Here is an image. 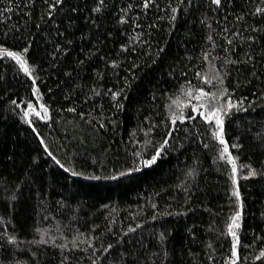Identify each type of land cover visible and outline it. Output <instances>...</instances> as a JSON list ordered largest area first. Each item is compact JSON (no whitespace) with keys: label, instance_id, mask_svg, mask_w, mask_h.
<instances>
[{"label":"trees","instance_id":"1","mask_svg":"<svg viewBox=\"0 0 264 264\" xmlns=\"http://www.w3.org/2000/svg\"><path fill=\"white\" fill-rule=\"evenodd\" d=\"M0 264H264V0H0Z\"/></svg>","mask_w":264,"mask_h":264},{"label":"snow or ice","instance_id":"2","mask_svg":"<svg viewBox=\"0 0 264 264\" xmlns=\"http://www.w3.org/2000/svg\"><path fill=\"white\" fill-rule=\"evenodd\" d=\"M219 2H220V0H216V3H219ZM7 55L13 56L17 60L21 59V57L19 55H17L16 53H7ZM25 71H27V68H25ZM197 98H199V97H197ZM37 115H38V113H37ZM221 143H224V141L221 140ZM224 151L227 152V148H225ZM233 171H235V165H233ZM234 194L237 195V196L239 195L238 192L234 193ZM238 220H239V216H236L235 218H233V220H232V228L239 227V225L237 223ZM232 228H230L229 231L232 232L233 236H235V232L232 231Z\"/></svg>","mask_w":264,"mask_h":264}]
</instances>
